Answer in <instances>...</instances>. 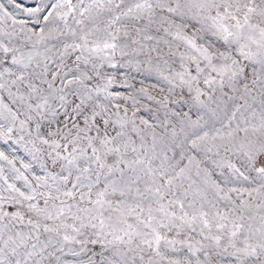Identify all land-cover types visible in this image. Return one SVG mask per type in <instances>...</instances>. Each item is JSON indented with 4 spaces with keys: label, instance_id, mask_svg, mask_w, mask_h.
Segmentation results:
<instances>
[{
    "label": "snow or ice",
    "instance_id": "obj_1",
    "mask_svg": "<svg viewBox=\"0 0 264 264\" xmlns=\"http://www.w3.org/2000/svg\"><path fill=\"white\" fill-rule=\"evenodd\" d=\"M0 264H264V0H0Z\"/></svg>",
    "mask_w": 264,
    "mask_h": 264
},
{
    "label": "rangeland",
    "instance_id": "obj_2",
    "mask_svg": "<svg viewBox=\"0 0 264 264\" xmlns=\"http://www.w3.org/2000/svg\"><path fill=\"white\" fill-rule=\"evenodd\" d=\"M20 155H21V156H23V154H22V153H21Z\"/></svg>",
    "mask_w": 264,
    "mask_h": 264
}]
</instances>
